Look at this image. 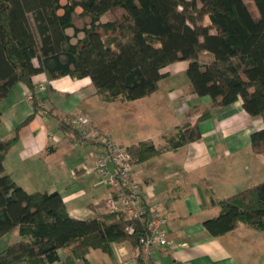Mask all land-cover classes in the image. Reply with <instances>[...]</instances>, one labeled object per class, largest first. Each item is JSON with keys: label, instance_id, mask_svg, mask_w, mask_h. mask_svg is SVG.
Wrapping results in <instances>:
<instances>
[{"label": "trees", "instance_id": "1", "mask_svg": "<svg viewBox=\"0 0 264 264\" xmlns=\"http://www.w3.org/2000/svg\"><path fill=\"white\" fill-rule=\"evenodd\" d=\"M181 60L191 91L212 103L188 109L165 146H128L133 164L201 139V122L238 100L264 121V0H0V102L18 82L33 93L41 72L49 80L89 77L107 101L136 100L156 92L165 68ZM32 101L37 111L34 94ZM71 124L60 121L81 139ZM19 128L0 138V238L14 230L21 237L0 252V264H88L90 249L109 252L114 242H130L137 263L151 264L141 242L148 228L138 219L122 211L74 217L60 192H29L6 171ZM251 146L264 153V127ZM215 204L220 213L204 221L212 236L241 223L264 230V180Z\"/></svg>", "mask_w": 264, "mask_h": 264}, {"label": "crops", "instance_id": "2", "mask_svg": "<svg viewBox=\"0 0 264 264\" xmlns=\"http://www.w3.org/2000/svg\"><path fill=\"white\" fill-rule=\"evenodd\" d=\"M187 68L186 60L169 64V76L156 92L131 101L104 100L89 77L49 80L41 72L34 76L33 93L26 83H16L0 102V138L12 137L20 127L5 158L6 171L29 192H60L74 217L106 212L98 210L108 194L95 170L101 146L61 128V119L72 123V115H83L125 147L140 141L163 147L166 137L187 120L188 109L212 103L209 96L191 91ZM29 93L38 102L37 111ZM263 127L264 121L251 116L238 100L214 109L201 122V139L134 164V179L150 188L154 207L169 217L165 231L174 243L155 246L151 264H264V230L241 223L212 236L204 225L220 213L215 201L264 180V153H255L251 146L252 132ZM140 131L145 134L137 139ZM60 254L65 257L67 249ZM87 260L138 264L130 242H114L109 252L90 249Z\"/></svg>", "mask_w": 264, "mask_h": 264}, {"label": "built area", "instance_id": "3", "mask_svg": "<svg viewBox=\"0 0 264 264\" xmlns=\"http://www.w3.org/2000/svg\"><path fill=\"white\" fill-rule=\"evenodd\" d=\"M28 99H33L32 93L28 94ZM70 120L79 126L81 141H92L101 146L95 170L100 182L108 186L103 203L107 206L106 210L122 211L125 216L138 219L147 226L148 234L141 239L145 257L152 256L155 246H174L165 231L169 217L154 207L150 200V188L134 179V164L128 148L83 115L74 114Z\"/></svg>", "mask_w": 264, "mask_h": 264}, {"label": "rangeland", "instance_id": "4", "mask_svg": "<svg viewBox=\"0 0 264 264\" xmlns=\"http://www.w3.org/2000/svg\"><path fill=\"white\" fill-rule=\"evenodd\" d=\"M69 33H73V30H69ZM80 36H82V34H80ZM76 41V39H74ZM207 58V57H206ZM80 115V114H79ZM71 121V120H70ZM72 122V121H71ZM92 123V122H91ZM176 128V127H175ZM175 130V129H174ZM141 132V131H140ZM143 134H145L144 132L138 133V138H142V136H144ZM141 136V137H140ZM84 198V197H82ZM107 206L102 205L101 208H98L99 211H107L106 210ZM20 234L17 230L10 232V234L5 235L4 237L0 238V252L3 251L4 249H6L10 244L20 240Z\"/></svg>", "mask_w": 264, "mask_h": 264}]
</instances>
